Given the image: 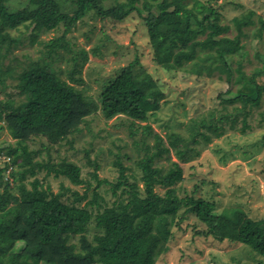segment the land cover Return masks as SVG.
<instances>
[{"label":"trees","instance_id":"trees-1","mask_svg":"<svg viewBox=\"0 0 264 264\" xmlns=\"http://www.w3.org/2000/svg\"><path fill=\"white\" fill-rule=\"evenodd\" d=\"M9 1L0 0V121L20 137L15 144L0 148V155L10 158L0 166V264H156L169 249L173 226L181 225L190 214L206 225V229L196 231L197 235L212 236L219 242H239L264 258V219L249 218L239 206L216 213L210 200L193 193L181 196L177 185L184 179L183 167L174 161L167 169L159 165L161 159L171 160L170 149L150 119L157 116L166 94L151 74L134 73L139 58L110 80L98 99L62 80L54 66L55 55L65 46L60 40L65 41L72 26L87 15L123 21L136 11L143 17V5L149 2L156 9L143 19L155 61L167 70L184 69L198 78L218 73L219 81L227 84L216 100L222 117L232 121V128L241 120V132L246 133L250 128L247 117L254 107L261 106L264 97V87L256 80L264 75V19L258 17L260 26L251 39L258 46L262 43V50H256L261 64L247 58L246 62L255 66L248 72L245 60L235 65L232 61L243 49L227 51L236 45L232 32L242 30L248 37V25L235 16L224 29L217 26L214 21L221 15L205 0H119L111 5H106L110 0H71L72 12L65 9L67 0H29L15 11L9 8ZM176 13L180 18L171 20ZM61 27H65L64 34L46 42L40 56L22 54L19 59L15 54L25 37L31 44L43 42L39 41L43 32ZM13 31L20 34L13 35ZM83 56V60L88 58L86 52ZM77 65L70 77L83 82L74 77L80 70ZM28 86L35 94L26 95ZM232 109H241L243 114H233ZM98 111L106 119L124 116L123 124L130 130L133 144L142 145L144 153L135 156L133 162L141 172L143 191L136 176L127 174L132 168L123 157L133 158L122 154L123 146L116 152L110 150L114 155L111 164L119 172L113 182L99 177L97 160L89 161L95 168L91 172L97 181L94 187L91 178L82 177L77 161L53 158L54 146L64 139L73 144L70 136L82 132V124ZM3 128L0 124V130ZM35 137L48 140L42 144L47 157H41V150L30 149L28 141ZM151 137L154 145L149 143ZM85 153L88 156L89 150ZM7 171L17 174L12 176L13 182L5 180ZM42 171L46 172L43 178L38 176ZM49 175L65 177L73 185L83 184L86 190L80 193L62 183L55 192L45 180ZM103 184L110 185L115 197L111 205L100 200ZM159 186L165 188L164 194L158 191ZM90 193L92 198L82 204ZM92 222L98 230L93 240L88 235ZM159 225L165 233L154 245L148 238Z\"/></svg>","mask_w":264,"mask_h":264},{"label":"rangeland","instance_id":"rangeland-1","mask_svg":"<svg viewBox=\"0 0 264 264\" xmlns=\"http://www.w3.org/2000/svg\"><path fill=\"white\" fill-rule=\"evenodd\" d=\"M115 1L119 0H110L106 5H111ZM205 1L221 15L220 20L214 21L217 26L224 29V25L232 24L235 16H240V23L248 25L247 30H250L248 37L242 30L232 32L235 34L236 45L234 49L227 50L228 53L243 49L232 57L233 64H237L242 59L246 62V59L250 57L256 65H260L258 59L260 54L256 50L259 47L262 50V43L258 46L257 42L251 39L256 28L260 26L258 17L261 16L264 19V0ZM28 2L29 0H10L8 6L15 11L27 5ZM64 4H67L65 9L68 12L73 11L74 5L71 0L65 1ZM144 5L143 17L149 11L156 9L149 2ZM143 17H140L136 11L123 21H115L111 17L105 19L87 15L73 25L67 32L65 41L61 43L60 40V44L65 46L60 47L58 55H55L54 66L60 78L71 82L86 95L98 99L103 87L108 85L110 80L118 77L125 66L139 58L134 73L136 75L145 72L151 74L166 94L162 107L157 112V116L151 117L150 124L155 132L163 136L170 149L171 160L161 159L159 165L167 169L174 161L183 167L184 179L177 185L180 195L193 193L210 200L214 202L216 213L222 212L225 208L239 206L245 209L249 218L264 219V121L262 120L264 97L261 106L254 107L247 117L250 128L246 130V133L241 132L244 125L241 120L236 121L232 128V121L223 119L220 106L216 103L218 94L227 88L226 82L219 81L218 73L213 77L198 78L184 69L167 70L160 66L154 59ZM176 18H180L179 13L170 17L171 20ZM64 29L65 27H61L43 32L39 37V41L43 42L35 44H31L29 37H25L15 54L19 59L22 54H28L33 58L40 56L41 50H46L45 43L62 36ZM21 30L25 31V28L22 27ZM18 34L20 32L13 31V35ZM222 45L229 48L228 44ZM83 52L88 55L85 60H83ZM76 63L80 70L74 77L81 78L83 82L72 80L70 77V72ZM254 68V65L247 63L248 72ZM256 80L260 86L264 87V75L258 76ZM24 90L26 95L35 94L31 86ZM1 96L2 93L0 98ZM16 98L21 99L19 96ZM230 112L243 114L241 109L237 111L232 109ZM123 123L124 116L106 119L102 112L98 111L82 124V132L69 137L73 140V144L67 143L64 139L61 144L54 146L52 156L58 161L65 157L77 161L82 166V177L91 178L94 187L97 181L93 179L91 172L95 168L89 164V161L97 160L100 164L97 170L99 177L113 182L117 179L119 172L111 164L114 155L110 154V150L116 152L118 146H123L122 154L128 153L133 158L128 160L125 156L123 157L125 164L132 168L127 170V174L136 176V182L143 191L141 172L133 162L135 156L144 153L140 150L142 145L133 144L134 138ZM0 124L4 125V128L0 130V148L15 144L20 137L18 132L2 121ZM47 141L46 137H35L28 141V145L30 149L41 150V157H47L42 148V144L48 143ZM149 143L154 145L153 137L149 139ZM85 149L89 150L88 156ZM5 161L10 162V158L2 153L0 166ZM45 174L46 172L42 171L38 176L43 178ZM12 176L16 177L17 174L9 175L7 171L4 178L12 181ZM46 178L45 180L50 182L55 192L59 191L62 183L80 193L86 190L85 185H73L65 177L55 178L49 175ZM158 191L164 194L165 188L159 186ZM99 192L100 200L105 204L111 205L115 200L110 185L103 184ZM89 195L90 197L83 200L82 204L92 198V194ZM203 229H206V225L191 214L181 225L173 226V233L168 241L169 249L158 258L156 264L264 263L262 256L239 242H219L212 236L197 235L196 231ZM97 232L95 222H92L88 228L89 238L93 240ZM164 233L165 229L159 225L148 240L155 245Z\"/></svg>","mask_w":264,"mask_h":264}]
</instances>
